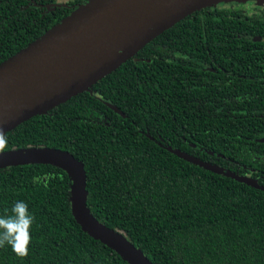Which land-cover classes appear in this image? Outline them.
Wrapping results in <instances>:
<instances>
[{
	"label": "trees",
	"instance_id": "obj_1",
	"mask_svg": "<svg viewBox=\"0 0 264 264\" xmlns=\"http://www.w3.org/2000/svg\"><path fill=\"white\" fill-rule=\"evenodd\" d=\"M86 1L0 0V63ZM249 16L229 3L196 11L88 90L0 136V152L47 146L73 154L84 164L92 214L154 264H264V189L168 149L251 179L264 172L249 145L250 118L211 115L214 102L189 99L191 90L203 94L202 82L189 86L184 73L191 76L185 56L196 47L222 63L244 56L231 50L250 45ZM255 181L264 187V178ZM70 186L67 172L52 164L0 168V214L24 200L34 215L27 254L5 243L0 264H129L82 230Z\"/></svg>",
	"mask_w": 264,
	"mask_h": 264
},
{
	"label": "water",
	"instance_id": "obj_2",
	"mask_svg": "<svg viewBox=\"0 0 264 264\" xmlns=\"http://www.w3.org/2000/svg\"><path fill=\"white\" fill-rule=\"evenodd\" d=\"M249 0H87L26 47L0 63V136L88 90L184 18L206 7ZM264 2V0H255ZM115 111L120 110L109 104ZM179 157L210 171L261 187L249 177L178 149ZM52 164L71 179L72 213L82 230L129 264H154L124 235L100 222L87 205L82 161L47 146L0 152V168Z\"/></svg>",
	"mask_w": 264,
	"mask_h": 264
},
{
	"label": "flooded vegetation",
	"instance_id": "obj_3",
	"mask_svg": "<svg viewBox=\"0 0 264 264\" xmlns=\"http://www.w3.org/2000/svg\"><path fill=\"white\" fill-rule=\"evenodd\" d=\"M227 3L231 8L250 14L247 18L250 30L245 33V36L252 46L232 47V52L246 50V54L241 57L236 54L224 56V63L219 60L221 56H215L210 51L200 56L203 48H193L197 54L185 56L187 60L185 65L193 68L191 76L187 73L188 69H185L184 73L187 75L189 86L202 82L204 90L201 96L195 95V91L191 90L189 99L204 103L214 102L215 107L207 109L214 116L225 111L234 117L239 114L241 117H249L247 132L251 140L250 148L258 152V157L261 156L264 159V14L262 13L264 2L249 0ZM223 4L225 3L216 6L221 8ZM222 52L231 53L228 50H222ZM226 58L235 62L226 64ZM206 106L203 104L201 108L204 109ZM252 177L258 181L264 178V172L256 170Z\"/></svg>",
	"mask_w": 264,
	"mask_h": 264
},
{
	"label": "clouds",
	"instance_id": "obj_4",
	"mask_svg": "<svg viewBox=\"0 0 264 264\" xmlns=\"http://www.w3.org/2000/svg\"><path fill=\"white\" fill-rule=\"evenodd\" d=\"M32 179L37 183L41 178L34 176ZM33 221L34 215L28 204L24 200H16L11 206V214H0V246L7 243L18 255H26Z\"/></svg>",
	"mask_w": 264,
	"mask_h": 264
}]
</instances>
